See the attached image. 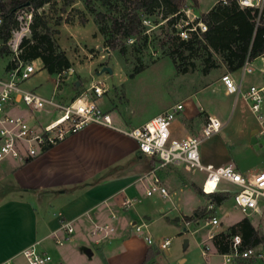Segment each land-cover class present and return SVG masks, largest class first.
Listing matches in <instances>:
<instances>
[{
    "label": "rangeland",
    "instance_id": "374dc122",
    "mask_svg": "<svg viewBox=\"0 0 264 264\" xmlns=\"http://www.w3.org/2000/svg\"><path fill=\"white\" fill-rule=\"evenodd\" d=\"M66 1L56 0L52 5L45 6L41 13L49 17L50 25L54 30H59L55 39L66 55L69 54L72 60L71 71L67 70V74L61 76H58L59 74L51 76L43 70L42 63L37 61L36 66L40 71L25 83L26 88L40 95L50 96L55 91L56 80H59L56 99L66 103L82 96L92 97L91 92L88 91L91 84L101 82L108 91L100 100V107L113 116H121L125 119L130 114L133 123L147 115L156 114L164 107L168 106L169 109L177 103H182L184 105L182 117L193 111L201 112L198 115L199 119L190 120V129L194 132L193 135L198 133L195 136L201 138L199 152L203 165L206 166L210 162L214 167H218L228 154L235 159L253 158L251 154L258 150L261 138L259 134L252 136L248 127L244 128V126L251 121L258 123L243 98L236 99L235 96L219 93L220 76L227 72L225 66L220 64L221 57L216 56L219 67L205 73L206 55L192 54L181 48L180 41L176 39L177 31L171 30L158 11L157 16L149 17L154 27H144L146 36H142L137 41L122 42L113 36L112 26L113 22L125 12V2L111 0V7H106L92 0L89 11L85 5L86 0H76L67 6ZM186 1V4L193 9L196 8L195 13L202 17L221 0H198V7L191 0ZM99 14L105 15V18H99ZM18 16L23 17L24 14L21 12ZM25 23L26 21H22L20 31L13 33L7 43L13 54H15V46H20L24 37L31 36L30 31L26 30ZM109 40L116 45L115 49L108 48L106 42ZM2 46L3 43L0 41V50ZM122 47L126 49L125 54L121 53ZM107 49L110 53H107ZM20 52L18 48V54ZM12 58V55L0 54V76L4 74ZM139 66L145 67V70L131 77ZM106 67H109L111 72H103ZM239 76L238 72L234 77L239 78ZM254 77L246 75L244 83H252ZM207 109L217 112L222 121L229 120V122L221 133L203 138L202 128L210 116L206 112ZM180 117L174 123L179 122ZM251 161L253 162L252 159ZM261 161H264V158L255 159L254 163ZM178 169L186 174L184 167ZM187 172L190 176L184 177L183 182L177 185L176 189L182 192L189 191L191 195L195 193L201 204L196 210L191 211L190 216L196 211L205 210L204 217L198 222H188L184 217V223L178 224L171 219V214L163 217L160 212L162 207L170 203V198L143 197L139 207L141 209L150 207L153 212L155 211L150 215L151 220L145 219L149 228L143 232L148 231L155 241L171 239V256L168 259L170 264H192L193 257L196 260L198 257L202 258V250L208 254V261L204 259L202 264H216V261L221 260L222 257L214 252L209 235L226 231L231 224L244 219L245 215L235 208L231 196L232 190L228 191L229 188H223L226 190L223 194L227 198L224 203L219 207L214 205V209L210 210L209 206L213 202L210 198L201 197L197 193L196 189L200 187L192 180L194 178L192 176L203 179L205 173L200 170H187ZM213 217L219 220V224L214 227H204ZM249 220L259 231L260 236L264 237V216L252 215ZM185 222L190 224L187 225ZM206 247L209 250H206ZM186 259L188 262L182 263Z\"/></svg>",
    "mask_w": 264,
    "mask_h": 264
},
{
    "label": "crops",
    "instance_id": "0c3cea01",
    "mask_svg": "<svg viewBox=\"0 0 264 264\" xmlns=\"http://www.w3.org/2000/svg\"><path fill=\"white\" fill-rule=\"evenodd\" d=\"M67 56L72 64L69 54ZM257 65L262 64L257 62ZM238 72L239 78L234 77ZM231 74L237 81L241 80L240 70ZM250 75L255 76L254 81L245 84L244 76V86L264 83V76L260 72ZM219 86V93L233 96L226 93L220 79ZM167 109L168 106L154 115L142 117L136 123H133L130 114L127 115L129 120L111 115L112 127L90 124L24 165H5L0 171V264L6 261L29 264L24 252L33 247L51 256L48 264H145L147 255L157 251L159 253L147 264H170V248L161 251L156 246H149L144 236L149 235V232L137 234L133 227L135 223H145V219L151 220L150 215L155 213L150 207H139L143 197H148L145 192L150 182L149 177L140 179L158 166V160L142 155L136 141L124 133ZM206 112L224 124L222 130L226 129L229 120L222 121L215 111L207 109ZM200 113L193 111L186 117H182L181 113L176 118L181 116L180 121L172 123V138L184 139L197 135H193L190 129V120L199 119ZM245 127H248L252 136L258 134L255 121L245 124ZM251 155L253 162L249 157L235 159L228 154L218 167L233 165L244 174L264 170V161L254 163L255 159L264 158L261 139L258 150ZM207 165L214 166L210 162ZM178 168L182 167L161 168L157 175L170 198V203L162 207L160 212L163 217L171 214L174 222L182 224L183 218L190 216L191 211L196 210L201 203L195 193L191 195L189 191L176 189L184 177L190 176L188 169L185 168L186 174H183ZM192 177L195 185L202 190L206 174L203 179ZM223 188H229L228 191L231 189L232 192L235 190L234 186L223 184L222 192L219 193L226 191ZM155 196L162 198L160 195ZM126 198L135 200L128 209L122 205ZM66 224L74 228L71 235L64 228ZM104 226L109 227L107 237L105 233H96L97 227ZM204 227L209 225L206 223ZM57 240H64L63 245H59ZM212 246L216 255L222 257L216 264H264V261L254 259L227 263L213 243ZM203 253L204 250L201 251L202 258L198 257V260L193 257L192 264H202L204 259L208 261V254ZM183 262H188V259Z\"/></svg>",
    "mask_w": 264,
    "mask_h": 264
},
{
    "label": "built area",
    "instance_id": "2783aa9c",
    "mask_svg": "<svg viewBox=\"0 0 264 264\" xmlns=\"http://www.w3.org/2000/svg\"><path fill=\"white\" fill-rule=\"evenodd\" d=\"M219 2L223 5L235 2L241 9L254 10L256 30L264 27V0H221ZM41 11L38 10V13ZM21 12L24 16H18L17 19L21 23L26 21V30L29 31L33 12L20 11L19 13ZM142 26L153 28L154 24L151 18L143 16ZM173 27L181 40H189L193 35L199 36L207 31V25L201 16L197 15L188 5L182 10L180 20ZM129 41L132 42L133 39ZM18 48L19 46L16 45L12 59L14 65L10 68L6 67L4 74L0 76V171L7 164L24 165L42 156L90 124L113 126L111 113L103 110L99 105L100 100L108 91L103 83L91 84L88 91L91 92L92 97L82 96L66 103L56 99L59 80H56L55 91L51 96L40 95L25 87V83L40 71L36 66L37 61L21 60L18 56ZM107 53H110L108 49ZM257 62L262 65L258 66ZM68 71H63L58 76L67 74ZM257 71L264 76V54L253 60L247 58L240 69V81H237L229 72L222 75L220 81L228 95L241 97L248 104L258 123V134L264 145V83L243 85L244 76ZM183 111L184 105L177 103L143 125L124 132L136 141L138 151L142 155L158 160V166L140 179L150 178L145 192L146 196L160 195L162 198H168L169 192L163 186L157 171L168 166L184 167L188 170H200L206 174L202 184V191L205 194L222 192L223 184L232 185L235 187L232 192L234 206L245 215V218L250 219L252 215L264 216V170L244 174L233 165L220 167L203 165L199 152L201 138L189 136L176 139L171 136L172 123ZM223 127L224 124L218 118L209 116L202 128L203 138L218 134ZM134 203V199L126 198L122 205L123 208L128 209ZM209 209H214V204H210ZM218 224L219 220L216 217L207 222V226L212 227ZM133 227L137 234H142L143 230L148 229L146 223H135ZM64 228L67 229L69 235L74 232L71 224H66ZM108 229V226L97 227L96 233H105L104 236L107 237ZM210 235L212 238L213 234ZM144 236L149 246H156L161 251H167L172 243L169 238L155 241L148 234ZM57 243L63 245L64 240H57ZM241 245V237L234 236L231 251L224 254L225 262L231 263L240 259L264 261V246L259 245L242 251ZM203 254L206 255V251ZM24 256L29 264H48L52 259L49 254L40 253L36 247L26 250ZM4 264L13 263L6 261Z\"/></svg>",
    "mask_w": 264,
    "mask_h": 264
},
{
    "label": "trees",
    "instance_id": "16d2710c",
    "mask_svg": "<svg viewBox=\"0 0 264 264\" xmlns=\"http://www.w3.org/2000/svg\"><path fill=\"white\" fill-rule=\"evenodd\" d=\"M56 0H0V41L3 46L0 50L2 55H12L7 43L11 40L13 33L20 31L21 22L17 17L20 11H32L33 18L29 26L30 37H24L19 46L21 50L19 58L25 62L41 61L43 70L49 75L56 76L71 68L72 64L56 41L55 36L59 30H54L50 25V19L46 14L38 13L47 5H52ZM76 0H67L65 5L74 3ZM103 6L111 7V0H96ZM125 2L124 13L119 19L113 22L112 33L120 41L133 39L137 41L144 33L142 17H154L158 12L161 18L166 20L171 30L173 25L181 18V12L185 8L186 0H122ZM197 7L198 0H191ZM92 0H86V8L90 11ZM157 16V15H156ZM99 18L105 15L99 14ZM207 25V31L199 36L193 35L189 40H181L180 47L190 53L206 55L204 59V72L223 64L229 73L239 71L247 58L253 60L264 54V27H255V14L252 9H241L235 2L223 5L217 2L214 7L201 17ZM108 48L115 49V44L109 40L106 42ZM126 49L121 48V53L125 54ZM202 56V57H203ZM216 56L221 57L218 64ZM12 58V59H13ZM14 65L11 61L7 68ZM209 65V66H208ZM145 70L139 66L131 75L133 77ZM201 197L210 198L214 205L221 206L227 199L223 193L205 194L200 189H196ZM205 215V210L196 211L193 216L186 217L188 222H198ZM240 236L242 239L241 250H247L264 244V237L254 227L248 218L230 226L226 231L213 235L211 238L213 245L220 254H228L231 251L232 238ZM159 252L149 253L145 264L149 263Z\"/></svg>",
    "mask_w": 264,
    "mask_h": 264
},
{
    "label": "water",
    "instance_id": "95a60500",
    "mask_svg": "<svg viewBox=\"0 0 264 264\" xmlns=\"http://www.w3.org/2000/svg\"><path fill=\"white\" fill-rule=\"evenodd\" d=\"M104 71H109V72H111V69H110L109 67H106V68H104L103 72H104ZM89 254H91V251H89Z\"/></svg>",
    "mask_w": 264,
    "mask_h": 264
},
{
    "label": "bare ground",
    "instance_id": "6f19581e",
    "mask_svg": "<svg viewBox=\"0 0 264 264\" xmlns=\"http://www.w3.org/2000/svg\"><path fill=\"white\" fill-rule=\"evenodd\" d=\"M209 192H212V191H209Z\"/></svg>",
    "mask_w": 264,
    "mask_h": 264
}]
</instances>
